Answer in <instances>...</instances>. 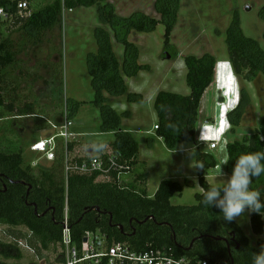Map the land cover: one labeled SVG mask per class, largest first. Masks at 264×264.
Here are the masks:
<instances>
[{
    "label": "trees",
    "instance_id": "obj_1",
    "mask_svg": "<svg viewBox=\"0 0 264 264\" xmlns=\"http://www.w3.org/2000/svg\"><path fill=\"white\" fill-rule=\"evenodd\" d=\"M105 1L64 0L62 5L55 0L51 5L31 13L22 28L34 43H38L39 37L54 31L60 24L62 7L67 10L98 7L99 19L124 49L123 58L118 61L107 31L96 28L97 49L87 59L95 93L92 104L100 112V130L102 133H113L114 140L102 143V150H97L101 144L91 146L69 141L61 147L58 141L55 160L48 167L43 166L46 162L39 163L38 156L25 164L22 152L0 150V228L20 234L19 239L26 240L27 246L40 256L54 254V264H63L62 223L65 214L75 246L80 245L86 232L100 230L109 243H126L136 252L164 250L175 260L185 259L189 264L198 261H207L208 264H254V257L264 251L263 244L252 246L235 221H226L220 209L208 207L202 202L204 193L212 186L206 178L217 164L213 155L199 148L194 150L196 178L202 190L194 196L195 205H172L171 199L175 195L180 196L183 187L170 180L160 182L150 198L147 196L146 163L138 159L139 145L129 132L120 129V120L129 114L118 115L109 105L110 99L118 97H123L129 104L142 103L141 95L128 92L126 85L127 79L136 78L140 71L149 70L148 66L138 63V49L128 40L131 32L152 33L158 24H162L164 53L171 59L178 57L175 50L169 52L168 49L174 48L169 38L177 20L179 0L155 1L160 21L142 13L117 16L112 5ZM16 4L17 0H0V8L8 14L16 13ZM259 17L264 23V0ZM3 23L0 18V26ZM225 45L227 62L238 82L240 79L252 83L260 74L264 76V49L255 40L243 35L236 15L227 29ZM14 57L11 43L3 39L0 30V107L9 111H12L13 105L5 104L6 84L2 72L13 64ZM216 64V59L209 54L200 58L184 57L189 95L164 91L156 95L153 103L157 117L156 137L168 151H176L181 144L197 145L200 102L214 82ZM239 92L238 104L226 116L231 126L228 135L234 133L243 116L242 108L247 97L243 89ZM81 104L84 103L67 102L65 118L72 122ZM26 108L33 114L30 105ZM38 121L42 123L43 119ZM227 138L225 173L229 177L241 155L264 152V140L258 132L241 142L234 137ZM111 156L125 169L106 176L75 169L88 159ZM34 161L38 162L36 166H32ZM201 164L202 169L199 167ZM250 188L264 196V174L254 177ZM250 228L255 236L264 239V216L251 212ZM21 258L20 248L14 240H0V264H10L9 261Z\"/></svg>",
    "mask_w": 264,
    "mask_h": 264
},
{
    "label": "rangeland",
    "instance_id": "obj_2",
    "mask_svg": "<svg viewBox=\"0 0 264 264\" xmlns=\"http://www.w3.org/2000/svg\"><path fill=\"white\" fill-rule=\"evenodd\" d=\"M54 1L28 0V3L33 13ZM155 1L105 2L112 5L117 16L129 17L134 13H142L160 21V16L155 10ZM262 6L263 0H179L177 20L169 38L170 45L174 48L168 49L169 52L175 50L178 53V57L174 59L164 53L162 24H158L152 33L129 34L128 40L139 52L138 63L149 67L148 71H140L136 78L126 80L127 91L141 95L142 103L129 104L123 97H118L110 99L109 105L118 115L125 112L129 114L120 120V129L131 133L140 145V156L147 163L148 197H152L160 182L165 180L177 182L183 187L181 195H175L170 201L174 206H193L196 204L194 196L202 192L197 183L192 146L185 144L170 153L163 143H159L154 130L157 124L153 108L156 95L161 91L181 96L189 95L185 82L184 57L200 58L209 54L219 61L216 82L219 96H223L226 103H219L222 99L218 97L214 134L218 133V138H221L227 131L226 127L221 132V125L225 124L227 114L238 104L239 91L243 89L247 97L242 108L243 116L240 125L228 137H234L233 139L241 142L245 137L258 132L264 140V76L260 74L252 83L240 79L237 82L229 63L223 62L227 60L226 32L235 15L243 35L255 40L264 49V23L259 17ZM23 23L24 19L15 16L0 26L3 39L11 43L15 54L13 64L2 72L6 84L5 104L13 105V109L9 111L6 107H0V150L22 152L24 163H30L36 157L35 153L30 152V147L58 132L56 128L64 121L63 114L67 111L69 101L84 103L73 116V137L69 141L76 140L91 146L94 143L87 140L100 144L112 142L114 134L101 132L100 112L92 104L95 93L91 86L87 59L89 54H94L97 49L94 34L96 28L107 31L112 51L118 61L122 60L124 49L114 39L108 26L99 19L98 7L95 5L72 10L63 9L60 24L54 31L39 37L38 43L29 38L22 28ZM212 90L210 87L205 92L211 94V101L207 103L205 112L200 108L204 117L198 122L197 129L206 117L207 122H212ZM206 99L207 95L203 98V104ZM29 105L33 114L27 111L26 107ZM39 118L43 119L42 123H39ZM144 133H149L154 140L150 151L147 148L149 136ZM59 142L63 147V142ZM197 147L198 143L195 148ZM201 150L209 152L203 148ZM209 153L216 159L217 164L215 169L210 171L206 181L209 185L224 187L230 178L225 173L226 147L220 144L215 151ZM43 162L45 161H39ZM49 165L50 163L43 164L45 167ZM188 182H191L192 186H188ZM261 198L264 200V196ZM250 213L246 210L234 221L241 227L252 246L257 247L260 243L264 247V239L255 236L251 231ZM20 237L18 233L0 228V240H14L22 255L19 261H9L10 264H54V254L44 253L40 256L27 246L26 240H20Z\"/></svg>",
    "mask_w": 264,
    "mask_h": 264
},
{
    "label": "built area",
    "instance_id": "obj_3",
    "mask_svg": "<svg viewBox=\"0 0 264 264\" xmlns=\"http://www.w3.org/2000/svg\"><path fill=\"white\" fill-rule=\"evenodd\" d=\"M63 5L64 0H60ZM64 8L62 7V10ZM31 15L28 0H17L16 13L8 14L3 8H0V18L6 22L12 17H21L27 19ZM63 123L56 130L57 133L50 135L45 140H39L30 147V152L35 153L39 160L46 163H52L55 160V151L58 141L65 145L69 139L73 137V123L67 120L66 111L63 114ZM157 127L154 126V130ZM206 126L199 129L198 146L205 145L208 150H215L217 141L205 138L201 133H205ZM205 149V148H204ZM34 161L32 166H36ZM75 169L80 172H96L103 176L109 175L111 172H120L125 169L116 162L115 157L106 159L91 158L83 161L79 167ZM68 168L65 167V171ZM62 246H63V264H189L185 259L175 260L170 254L160 249H148L142 252L134 251L128 244L122 242H111L107 236L100 230L94 232H86L79 246L72 243L70 235V227L67 216L62 223ZM196 264H208L207 261H198Z\"/></svg>",
    "mask_w": 264,
    "mask_h": 264
},
{
    "label": "clouds",
    "instance_id": "obj_4",
    "mask_svg": "<svg viewBox=\"0 0 264 264\" xmlns=\"http://www.w3.org/2000/svg\"><path fill=\"white\" fill-rule=\"evenodd\" d=\"M226 127L227 125L222 123L220 131L223 132ZM202 135L208 138L206 133H201L200 140L204 141L201 139ZM218 136L219 134L217 133L212 138H218ZM103 147L104 145L101 144L97 150H102ZM262 161H264V152L241 155L235 161L226 186H211L204 193L202 202L208 207L214 206L220 209L223 218L228 222L234 221L246 210L264 216V211H262L264 210V201L261 200V193L250 188L252 179L264 174V163ZM224 163L226 164L227 161ZM199 167L202 169L203 165L201 164ZM254 264H264V251L254 257Z\"/></svg>",
    "mask_w": 264,
    "mask_h": 264
},
{
    "label": "crops",
    "instance_id": "obj_5",
    "mask_svg": "<svg viewBox=\"0 0 264 264\" xmlns=\"http://www.w3.org/2000/svg\"><path fill=\"white\" fill-rule=\"evenodd\" d=\"M25 20V19H24ZM224 61H227V60H223V62ZM217 65H219V61H217ZM216 65V66H217ZM216 73H217V69H216ZM216 77H217V75H216ZM215 81L210 85V87L213 89L212 91H213V96H214V106H213V114H211V117L213 118L212 119V122H207L208 120H207V118L208 117H206V120H204L203 122H205L204 124H203V122H202V125L197 129V138H196V142L198 143V134H199V129L200 128H202L203 126H206V128H211L210 130L209 129H206V131H205V133L207 134V137L210 139V140H214V141H217V143H218V145H217V147H216V149L218 148V146L220 145V144H224L225 145V147H226V144H227V142L229 141L228 140V138H227V136H228V134H227V132L231 129V126L229 125V122L227 121V118H226V120H225V124L227 125V131L223 134V136L221 137V138H217V139H214V138H212V137H214L215 136V134H214V126L216 125V123H217V106H218V97H220L221 99H222V101L220 102L219 101V103H226V99L223 97V96H219V89H218V86H217V82H216V79H214ZM238 82V81H237ZM209 87V88H210ZM207 91V90H206ZM205 91V92H206ZM205 95H207V99H206V101H205V104H203V98H204V96ZM209 101H211V94H207V93H204L203 94V96H202V98H201V102H200V108H203V112H205L206 111V107H207V103L209 102ZM238 102V101H237ZM199 108V115H198V122L200 121V119H202L204 116H203V114L201 115V113H200V109ZM72 122H74V121H72ZM74 124V123H73ZM131 134V133H130ZM146 136H149V138H147V148H148V151H150V150H152L151 148H153V146H154V140L151 138V136H150V134L149 133H144ZM78 135V134H77ZM81 136H82V134H80ZM132 135V134H131ZM261 137V136H260ZM135 139V138H134ZM261 139L263 140V138L261 137ZM136 140V139H135ZM73 141H76V140H73ZM137 141V140H136ZM159 143L160 144H162V141L159 139ZM76 142H79V141H76ZM87 142H91V143H94V144H100V142H93V141H91V140H87ZM111 142V141H110ZM137 143H138V141H137ZM150 143V144H149ZM94 144H92V145H94ZM138 145H139V143H138ZM182 145H185V144H181V145H179L178 147H180V146H182ZM187 145H190V144H187ZM177 147V148H178ZM198 148V147H197ZM199 148H200V150L203 148H205L206 150H208L206 147H205V145L203 144V145H200L199 146ZM215 149V150H216ZM194 150H195V147H193L192 146V151L194 152ZM215 150H208L209 152H212V151H215ZM189 151H191V150H189ZM202 151V150H201ZM175 152V151H174ZM171 153V152H170ZM37 156V155H36ZM138 159H139V161H142V162H145L146 163V161H145V159H142L141 158V156H140V145H139V154H138ZM147 164V163H146ZM214 170V169H213ZM210 173V172H209ZM209 173H208V176H207V178L209 177ZM206 178V179H207ZM147 183H148V181H147ZM188 186H192V183L191 182H188V184H187ZM157 190V189H156ZM156 192V191H155ZM155 194V193H154ZM148 195V194H147ZM154 196V195H153ZM152 196V197H153ZM151 196H150V198H152Z\"/></svg>",
    "mask_w": 264,
    "mask_h": 264
},
{
    "label": "water",
    "instance_id": "obj_6",
    "mask_svg": "<svg viewBox=\"0 0 264 264\" xmlns=\"http://www.w3.org/2000/svg\"><path fill=\"white\" fill-rule=\"evenodd\" d=\"M217 65V64H216ZM218 66V65H217ZM217 66H216V69H217ZM216 75H217V73L215 72V79H216Z\"/></svg>",
    "mask_w": 264,
    "mask_h": 264
}]
</instances>
